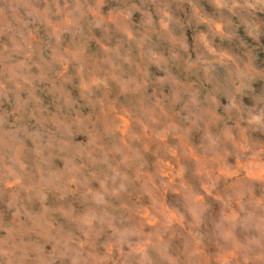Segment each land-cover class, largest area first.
Masks as SVG:
<instances>
[{
  "label": "clouds",
  "instance_id": "1",
  "mask_svg": "<svg viewBox=\"0 0 264 264\" xmlns=\"http://www.w3.org/2000/svg\"><path fill=\"white\" fill-rule=\"evenodd\" d=\"M172 4L4 0L0 98L13 107L0 115V196L15 211L0 222V264H109L112 256L93 247L104 232L113 250L131 249L122 264H151L146 248L179 264L162 239L176 223L167 214L197 227L209 196L222 208L212 221L222 251L239 264H264V195L252 196L242 173L264 179V90L257 83L264 70L249 61L240 36L243 29L264 43V0H180L182 15ZM39 28L47 41L36 42ZM41 82L55 95L54 111L33 95ZM117 116L127 120L122 137ZM222 181L229 191H217ZM49 190L89 205L80 215L68 205L74 231L53 226L45 206L31 209ZM133 193L156 216L143 248L136 241H144L146 226L126 199ZM237 229L248 233L244 240ZM41 241L53 245L50 253Z\"/></svg>",
  "mask_w": 264,
  "mask_h": 264
},
{
  "label": "rangeland",
  "instance_id": "2",
  "mask_svg": "<svg viewBox=\"0 0 264 264\" xmlns=\"http://www.w3.org/2000/svg\"><path fill=\"white\" fill-rule=\"evenodd\" d=\"M3 2L4 0H0V9L3 8ZM201 4L206 5L207 0H201ZM172 9L177 14L181 15L184 11H187L186 7L180 6V0H173ZM4 19L5 14L0 11V25L3 24ZM240 36L247 41L248 49L250 50L248 53L249 61L258 69L264 70V43L257 44L254 40L244 34L243 29L240 30ZM34 37L37 43L47 41L48 39L46 30L43 28H39L34 33ZM70 42L71 37L65 34L63 37L64 46L68 47ZM156 46L161 51L166 48L163 41H157ZM89 50L95 52L96 45L92 44ZM44 55L47 57V50H45ZM33 71H35V69H33ZM257 83H259L261 89L264 90V81H257ZM23 95L24 94L22 93V96ZM33 95L43 107L53 111L55 110L56 98L46 83L41 82L37 84L33 90ZM12 107L13 105L10 102H6L0 98V115L5 112H11ZM117 119L120 120V124L117 127L119 128V134L122 137L127 127V120L121 116H117ZM70 139L74 144L79 145L81 143V140L76 139L75 137ZM230 163L234 162L230 161ZM58 165L62 167V162H58ZM242 173L246 177V185L251 195L256 198L264 195V179L256 174L250 173L247 168H242ZM187 180L194 187H198L195 179L191 175L187 176ZM10 187L13 186L10 184ZM229 190L228 183L226 182L222 181L217 185V191L223 192ZM21 195L24 196L26 193L21 192ZM59 195L60 194L55 190H49L46 194H38V199L33 200L30 207L36 212L40 210L41 205L45 206L47 209L53 211V226H58L64 230H73L72 225L68 222L70 215H80L87 210L89 205L82 202L79 197H70L62 201L59 199ZM126 199L130 206V210L131 206L135 205V211L137 214L136 218L142 220L146 226L144 241H136V247L143 248L144 243H148L151 238L152 230L156 225V216L153 215V211L148 207L149 201L147 199H144L137 204L134 193ZM166 201L169 208L175 207L178 203L174 194H168ZM118 203V201H112L114 206ZM69 204H71V207L74 210L71 214L67 210ZM205 204L207 205V211L204 214L203 222L197 227L191 226L188 222L190 218H177L174 212H168L167 219L176 221V223L173 224L169 228V231L162 237L167 245L168 256L170 258H179V264H239V259L235 257L234 254V258L229 259L228 255L222 251L221 246L213 237L212 221L221 214L222 208L220 203H218L212 196H209L205 200ZM238 206L239 205L236 207ZM14 211V208H9L7 206V197L0 196V222L12 220ZM233 211H235V209H233ZM75 235L80 236L79 233H75ZM109 235L108 232H104V234L99 237V240L96 241L93 246L95 252L101 255L104 253L111 255L112 260L109 264H122V253L131 251V249L125 248L113 250L110 244H105V241L109 239ZM247 235L248 233H245L240 229H237L235 232L237 240H244ZM84 239H86V236H80L81 243ZM41 243L43 244L45 251L49 253L52 251L53 245L51 243H44V241H41ZM144 251L148 256V259L151 261V264H172L171 259H162L160 252L155 248H146ZM193 253H195V255H193ZM56 264H60V262L57 261ZM127 264H136V262L129 259Z\"/></svg>",
  "mask_w": 264,
  "mask_h": 264
}]
</instances>
